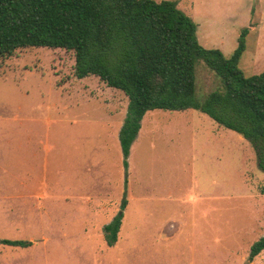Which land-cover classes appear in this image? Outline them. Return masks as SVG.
Wrapping results in <instances>:
<instances>
[{
  "label": "rangeland",
  "instance_id": "rangeland-1",
  "mask_svg": "<svg viewBox=\"0 0 264 264\" xmlns=\"http://www.w3.org/2000/svg\"><path fill=\"white\" fill-rule=\"evenodd\" d=\"M159 1V0H158ZM206 48L264 68V0H177ZM254 26V29H251ZM220 85L202 61L195 94ZM128 99L74 74L72 50L0 56V264H264V171L252 144L195 108L150 109L126 164L119 130ZM123 201L125 205L122 207ZM122 213L117 240L103 227Z\"/></svg>",
  "mask_w": 264,
  "mask_h": 264
},
{
  "label": "trees",
  "instance_id": "trees-1",
  "mask_svg": "<svg viewBox=\"0 0 264 264\" xmlns=\"http://www.w3.org/2000/svg\"><path fill=\"white\" fill-rule=\"evenodd\" d=\"M196 29L177 0H0L1 57L32 46L72 50L76 77L94 75L123 91L128 103L118 139L125 164L147 110L195 108L247 139L264 171V68L246 76L239 67L248 29H241L228 56L201 45ZM199 60L220 81L202 100L195 94ZM121 217L103 227L108 245L117 240ZM263 249L264 234L251 245L248 261Z\"/></svg>",
  "mask_w": 264,
  "mask_h": 264
},
{
  "label": "crops",
  "instance_id": "crops-1",
  "mask_svg": "<svg viewBox=\"0 0 264 264\" xmlns=\"http://www.w3.org/2000/svg\"><path fill=\"white\" fill-rule=\"evenodd\" d=\"M251 29H254V26H253ZM243 53H244V52H243Z\"/></svg>",
  "mask_w": 264,
  "mask_h": 264
}]
</instances>
